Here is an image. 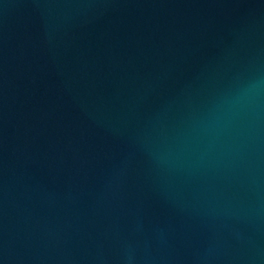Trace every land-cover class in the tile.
<instances>
[{
  "label": "water",
  "instance_id": "water-1",
  "mask_svg": "<svg viewBox=\"0 0 264 264\" xmlns=\"http://www.w3.org/2000/svg\"><path fill=\"white\" fill-rule=\"evenodd\" d=\"M0 264H264V0H0Z\"/></svg>",
  "mask_w": 264,
  "mask_h": 264
}]
</instances>
